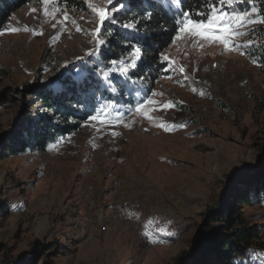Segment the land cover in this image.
Segmentation results:
<instances>
[{
	"label": "rangeland",
	"instance_id": "1",
	"mask_svg": "<svg viewBox=\"0 0 264 264\" xmlns=\"http://www.w3.org/2000/svg\"><path fill=\"white\" fill-rule=\"evenodd\" d=\"M259 2L224 5L225 11L249 12L256 21L236 38L243 48L171 41L161 52L175 62L171 71H162L167 65L159 59L160 71L146 74L143 84L125 86L114 78L123 85L114 97L122 105L134 106L149 89L160 94L156 101L175 105L153 113L155 119L128 114L125 107L118 127L84 119L43 153L0 155V261L44 264L45 256L50 264H172L188 250L200 219L222 206L228 192H246V183L264 173L258 164L264 159V63L253 53L264 44ZM89 4L107 7L106 0H85L84 9L32 0L1 28L20 30L0 35V151L25 107L38 108L36 98L26 96L31 84L38 80L58 91L49 82L66 78L80 64L77 58L94 48L97 18ZM45 8L56 11V19L46 16ZM110 49L108 44L100 56L87 59L123 55ZM161 122L169 130L158 127ZM253 197L242 211L247 225L260 226L258 242L264 245V196ZM40 246L43 252L33 250Z\"/></svg>",
	"mask_w": 264,
	"mask_h": 264
},
{
	"label": "trees",
	"instance_id": "2",
	"mask_svg": "<svg viewBox=\"0 0 264 264\" xmlns=\"http://www.w3.org/2000/svg\"><path fill=\"white\" fill-rule=\"evenodd\" d=\"M31 1L0 0V30L15 10ZM124 2L128 7L117 14L119 20L126 22L133 17L139 18L146 11L153 13V20L147 31L141 29L139 34L119 30L114 26H105L104 32H110L111 36H114V38L108 37L112 40V44L109 43L110 52L124 54L127 43L139 42L147 55L145 63L137 69V75L153 76L152 72L160 71L161 52L175 35L172 31V17L175 10L170 7V0H124ZM210 2L211 0H183L182 7L189 10L194 19H199L202 17L196 14L207 13ZM58 3L69 8H85V0H58ZM257 6L264 15V1L260 0ZM157 21L160 26H157ZM161 26H164L163 30ZM253 49L255 58L264 63V44L256 45ZM31 85L32 88L26 96L36 98L38 108L33 110V105L25 107L16 132L3 139L6 140L0 151L3 157L11 152H24L27 149H37L43 153L49 144L56 142L60 136L75 131L80 122L86 119L91 108L83 110L73 108L72 105L76 104L77 99L90 100L95 95L97 97L95 103H97L101 97L106 99L113 97L112 93L104 91L91 81H89L90 87L86 86L87 96L82 92H78L77 95L72 93L61 95L59 90L52 89L48 83L41 84L38 80ZM115 86L123 90L121 82L116 81ZM121 92L123 91L119 93ZM260 107L264 108V103ZM258 164L264 166V159H260ZM261 170L264 172V167H261ZM252 180H254L252 184L246 183V192L242 194L228 192L222 206L219 207L220 204H217L200 219L194 226L193 242L190 248L181 251L172 264H233L235 260L240 259L244 264H264V256L257 252L259 249L264 251V245L258 242L260 226L247 225L242 211L243 204H249L255 198L253 195L264 196V173ZM33 250L41 253L43 247ZM41 258L44 264H50L45 256ZM30 262L31 259H21L17 264H31ZM0 263L13 264L7 262L6 258H3Z\"/></svg>",
	"mask_w": 264,
	"mask_h": 264
},
{
	"label": "snow or ice",
	"instance_id": "3",
	"mask_svg": "<svg viewBox=\"0 0 264 264\" xmlns=\"http://www.w3.org/2000/svg\"><path fill=\"white\" fill-rule=\"evenodd\" d=\"M46 5L51 4L52 0H42ZM58 2V0H57ZM183 0H170V7L174 8L173 29L175 35L171 38L172 44H175L177 40L191 39L195 44L203 47L205 43L212 45L216 44L223 48L224 51H232L243 48V44H237L236 38L246 33L241 31L242 28L249 23H255L256 21L250 17L249 12H227L224 10V5L233 7L237 0H211L208 5L207 13H197L199 19H194L192 13L182 7ZM251 3V0H247ZM107 7L95 6L89 4V8L92 14L97 18L96 26L92 33L94 41V48L86 53V57H78L80 61L79 65H74L73 69H69L66 74V78H57L58 83L50 81L49 83L55 84L59 89L61 95L72 93L77 95L78 92L85 93L87 96V87L89 81H93L97 85L102 84L109 92L113 93V97L109 99H103L99 104L95 103L97 97L93 95L91 99H85L81 101L77 99L76 104L72 105L77 110H83L91 108V111L86 117L87 121L98 122L100 125H104L109 128L118 127L125 121V112L120 111L121 108L127 107V113H136L141 115L144 119L149 121L155 119L153 113L157 111H167L170 108L175 107L171 102L160 103L153 99V97L160 95L153 92L151 89L143 97L137 100L134 106L122 105L114 97L119 94V88L115 86L114 78L123 80L124 85H137L143 84L147 79L146 75H137V69L145 63V56L147 55L143 45L137 43H127L125 45V53L118 59H112L108 61L96 60L91 61V57L100 56L102 48L110 43L109 39L101 38L105 35L111 36L110 32H102V29L106 24L116 26L120 29L127 30L130 33L139 34L141 29L147 31L153 20V13L146 11L139 18L133 17L128 21H121L117 18V14L123 9L127 8L128 5L124 0H106ZM58 10V9H57ZM33 12L37 11L32 9ZM253 13L256 11L255 8L251 10ZM46 16H51L56 19V11L49 12L47 8L44 9ZM64 21L68 20V14L64 12ZM75 23V21H72ZM260 23H264L261 20ZM157 26H160L157 21ZM53 28L56 24L52 25ZM162 30L164 26H161ZM20 29L14 27H8L3 31H0V35H4L8 32H18ZM25 31L28 29L25 28ZM77 31H83L80 27H77ZM42 34V33H40ZM251 42H249L250 46ZM241 55H247L246 52H240ZM161 63L167 65L162 71L169 72L175 66V62L170 60L169 56L161 53L159 57ZM256 63V61H253ZM67 68V65L64 66ZM87 69V77L85 78L84 73ZM181 74L184 73V67L180 66L178 69ZM187 79V77H185ZM196 89H193L195 91ZM201 95L204 93L201 91ZM124 126H129L124 124ZM184 127V125H180ZM158 127L164 130H169L166 122H161ZM172 127H175L173 125ZM99 131V128L97 129ZM115 136L117 133L112 132ZM63 138L57 141L60 143ZM252 255V253H250ZM264 256V254H259ZM233 264H244L243 260H235Z\"/></svg>",
	"mask_w": 264,
	"mask_h": 264
}]
</instances>
